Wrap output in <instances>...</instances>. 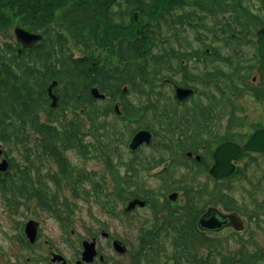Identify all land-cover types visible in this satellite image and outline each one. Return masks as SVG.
Wrapping results in <instances>:
<instances>
[{
	"label": "trees",
	"instance_id": "trees-1",
	"mask_svg": "<svg viewBox=\"0 0 264 264\" xmlns=\"http://www.w3.org/2000/svg\"><path fill=\"white\" fill-rule=\"evenodd\" d=\"M68 1L1 0L0 2V32L9 25L8 22L12 21L14 16H21V24L26 25V27L31 28V25L32 27L37 25L35 31L37 28H43L41 40L30 48L22 47L19 53L20 45L18 43L0 42V141L6 143L12 137L17 142L25 144L27 162L22 173L24 181L21 189L16 188V190L28 196L38 197L40 202L46 206H49L46 187L43 190L32 187L33 178L31 175L34 170L32 166H35L32 151L40 149L45 158L55 162L58 168L53 174V178L58 182L65 181L73 192L78 193L80 190L74 184L76 180L73 173L74 166L70 163L66 154L68 148L75 146L82 153L88 152L90 148L91 150L93 148V150L99 149L105 153L102 155L106 157L110 164L111 159L109 157H111L113 150H116L113 146V139L118 130L116 119L108 121L106 116L96 117L95 115V120H93L94 113L103 112L108 116V108L94 106L96 111L93 109L90 112V118L93 122L92 128L97 133V139L95 142L90 140L89 143L87 142L88 144L83 142L84 132L81 129V119L78 115L76 114L67 123H62L60 117L64 118V114L58 113V110L76 109L86 101H98L99 99L90 91L91 85L95 83L99 85L102 91H108L107 93L111 95V97L106 95L107 98L104 100L106 102L113 103L118 97L116 95H119L125 103L124 97L128 92L123 90L122 83L131 82V89L137 87L140 93H145L143 92V84L137 81L136 76L134 77V71H138L140 67V62L137 59L142 58L145 61V57H152L153 62L161 64L160 57L163 56L164 52L162 32L165 28L169 30L176 24H183V21L189 18L192 19L194 16L199 17V22L203 23L209 13V6L212 8L215 6L214 9L221 12L220 2H224V0H166L169 10L160 13L158 9L164 0H73L71 3H68ZM235 2V6L238 7V10L240 9V15L232 13V15L220 16L216 12L214 13L215 21L213 24L214 28L215 26L219 27V30L214 32L216 40L222 38L223 44L232 48H234L233 46L240 47L242 43H246L249 39L248 31H250V27L248 28V21H251L255 27L264 26V0H261V5L257 6L256 9L251 8V3L255 5L253 0H235ZM57 5H65L64 19L67 20L69 27L75 30L87 23L91 24L93 21L99 23L101 20H107L110 30L114 31L113 28L118 29V25L112 21L113 14L117 13L121 16L126 13L127 16H131L132 25L125 19L121 20L120 33L123 31L124 26H132V28L129 29V34L126 32L121 40L117 42L119 46L114 41L118 37L117 34L108 39L110 30L107 28L100 35L98 29L100 24L99 26L97 23L95 24V34L99 35L97 39L105 37L104 43L109 51L114 53L116 50V53H119L122 59L129 58L136 62L133 65H128V78L125 77L127 75L123 72L117 77L115 76L116 69L110 70L105 65H93V62L87 58L74 57L72 52H68L66 38L43 23V20L53 16L55 9L52 8H58ZM114 5L119 6L120 10L116 11L113 8ZM184 5L190 7L186 10L183 9V11L181 9L175 12L172 11L179 7L182 8ZM138 8L142 12L139 14L142 18L139 17L136 20L131 13L133 9ZM201 11L203 13L207 11L208 13L203 14ZM254 44H256V41H254ZM219 48L220 46L214 47L216 54L220 53ZM239 51L238 49L237 53ZM176 52L175 49H172L171 53ZM6 55H9V57H5ZM246 68L250 72L251 68ZM145 70H147L146 67ZM235 71L240 73L239 69ZM140 73L143 77L145 76L144 68L142 72L140 70ZM54 80L56 84L53 85V92L57 95V104L52 106V98L49 95L48 87ZM150 80H153V78L149 79L148 82ZM233 83L237 82L233 80ZM145 90L147 93L149 92V90ZM151 103L153 119L168 118L161 106L159 92L158 99H152ZM116 117H120V115ZM122 134L123 132L120 133L121 136ZM232 135L240 136V134ZM243 135L246 136L247 133ZM219 142L220 140L217 139L214 144ZM88 145H90V148ZM10 159L14 160L13 157ZM161 161L162 158H159L153 166L158 165ZM77 171H79L78 176L80 177L82 170ZM239 172L236 171V173L228 175L229 179L235 177ZM94 174L93 171L87 174L91 183L89 190L91 189L97 198L104 192L107 195L108 202L116 205L115 192L107 191L103 183L105 176L92 177ZM157 175L163 178L166 177L165 173H158ZM172 175L169 173L168 177H172ZM192 176L194 175H191L185 181L190 183L194 181ZM80 179L78 178V180ZM138 181L137 178L129 177L125 179L126 187L135 185L141 189L143 185L139 184ZM12 182V178L1 179L0 186L2 190H5L6 187L12 189ZM167 183L172 184L174 180L171 181L168 178ZM59 184L61 185L60 182ZM210 190L208 185L204 183L200 185L198 191L190 190L187 206L183 210L171 211L166 218L171 223L170 228L145 234L141 242L143 249L138 248L135 251V264H141L140 260L136 261L140 257L144 264H264V248L257 247L258 244L254 238L234 231L231 240L233 239L235 246L231 247L228 237L210 236L195 227V216L199 215L204 207L212 202H222L225 209L237 210L242 213L239 201L234 196H228L222 185L216 187L215 200L211 197L212 191ZM146 192L150 191H143V194L146 195ZM139 194L140 192L137 189L132 191L133 196H139ZM149 197L151 200L153 199L152 195L146 196L148 199ZM104 205L107 204L104 203ZM245 214L250 219L259 215L257 209H247Z\"/></svg>",
	"mask_w": 264,
	"mask_h": 264
},
{
	"label": "rangeland",
	"instance_id": "rangeland-1",
	"mask_svg": "<svg viewBox=\"0 0 264 264\" xmlns=\"http://www.w3.org/2000/svg\"><path fill=\"white\" fill-rule=\"evenodd\" d=\"M3 1V0H2ZM73 0H69L68 3H71ZM1 2V0H0ZM255 2V5L251 3V8L256 9L257 6L261 5V0H253V3ZM167 1L164 0L163 4H160V7L158 9V12L161 11L165 13V11L169 10L167 8ZM235 0H224L221 4V12H217V9H214V7L209 6V13L206 15L205 19L206 21L203 23H200L199 17L194 16L192 19H187L184 21V30L185 32L182 34L185 38H188L187 40L192 44L191 47H195V44L199 39H202V37H205V35H208V42L206 44H212L211 42V34L212 32L209 30V28L213 26L214 24V13H219L221 15H232V13H237L240 15V9L238 10V7L235 6ZM58 8L54 7L52 9L54 10L53 16L43 20V23L47 25L52 30L61 33L66 39V48L68 52H72L74 57L79 56H90V57H97L98 60H96L95 64L98 66H103L104 64L109 67L110 70L115 69L114 61L115 57L113 56V53L109 51L108 47L104 43L106 40L105 37H101V39H93L90 37L89 32L96 33L95 30V24L97 22L93 21V23H87L86 25H83L81 28L75 30L67 24V20L65 21L63 12L65 5H57ZM185 7L176 8L172 11L175 12L176 10L181 9V11L186 10V8L190 7L187 5H184ZM7 9V7H6ZM50 9V10H52ZM109 10V9H108ZM199 10V9H198ZM117 11V9H116ZM238 11V12H237ZM136 12L140 14L141 10L133 9L132 13ZM203 13V11H201ZM204 12L203 14H205ZM142 13V12H141ZM243 16V15H241ZM21 16H14V19L10 22H8V26L4 28L0 32V42H13L16 44V34H15V27L22 25L20 21ZM142 18L141 16H139ZM115 20V23L120 22L119 18L117 16H112V21ZM146 20V19H145ZM197 23H199L201 26H195ZM100 24V26H99ZM99 26V32L106 30L107 28L110 30V25L105 21H100L97 23ZM248 28L250 27V31H248V37L249 39L246 41V43H243L239 49L241 51L240 54L243 55V57L247 58L246 63H250L253 65V68L260 65V61H258V57H256V54H258V44H254V41L258 38L257 32L258 29L261 28V26L255 27L251 21H248L247 23ZM26 26V25H25ZM37 25L30 26L32 30L35 29ZM94 26V28H93ZM28 27V26H27ZM194 27V28H190ZM94 29V30H93ZM114 31H109V38H113L112 36H115L116 34L120 33L118 29L113 28ZM36 30H39L40 32H43V28H37ZM216 31L219 30V27L215 26ZM37 31V32H39ZM239 31V30H238ZM242 31V30H241ZM206 32V33H205ZM129 34V30L127 31ZM170 33V32H169ZM232 33V32H231ZM235 33V31H233ZM106 35V33H105ZM177 37L175 38L177 42ZM179 40V39H178ZM182 42V41H181ZM252 42V43H251ZM216 42H214L215 44ZM220 43V41H218ZM217 43V44H218ZM175 44V43H174ZM188 43H185V45ZM223 47V48H222ZM222 54L225 55H232L233 57L235 53V47L233 49L228 48L227 45H224L223 43L220 45ZM206 50H202V52H205ZM5 57H9V55H6ZM125 61V60H124ZM123 61V62H124ZM245 63V61H244ZM123 64V63H122ZM116 65V64H115ZM118 65V64H117ZM262 66L264 69V62H262ZM255 73H257L255 71ZM253 73L247 78V86H244L243 84L238 87V90L236 87H228V84L226 83V96L223 99L225 101L224 105H222V101L218 102L221 98V91L217 89L218 93V100L216 101V114L218 115V118L220 115H223V122L225 125L227 123H231L234 125H240L244 126L248 132V130H251L252 126L254 127V123H263L264 122V91L259 88V85H261V78L255 79L253 78ZM55 81V80H54ZM157 85L161 83V78L159 77L158 81L156 79ZM56 84V83H55ZM96 84V83H95ZM221 84H224V81L221 82ZM249 85V87H248ZM95 85L94 87H96ZM122 87H131V82L122 83ZM158 86L156 89H158ZM200 87H202V84H200ZM112 90V89H111ZM107 91V90H106ZM165 97L167 96L168 90H163ZM238 91V92H235ZM104 92V91H102ZM108 92V91H107ZM105 93L108 97H111L109 93ZM216 92V90H215ZM118 96V95H116ZM150 96L153 97L154 100L158 99V92H151L147 94L140 93L137 90L131 89L129 90L128 94L125 95V100H127L130 103V106L123 105L125 108V112L123 115H120V117H116L114 112L110 115H105L108 117V121H112L113 119L117 120L118 125H120V118L122 117H130L131 119H138L139 117H143L144 121L150 124V127H155L158 129L164 128L163 126L165 123H161L155 121L152 119L153 116V109L148 112V114H141V111L139 109L144 105L146 102H151ZM161 98V94H160ZM164 102V101H163ZM132 103V105H131ZM226 103L231 104V107L229 105L225 106ZM173 106V105H172ZM175 106V105H174ZM173 106V107H174ZM188 106V104H187ZM176 107V106H175ZM96 111V109H94ZM230 111V113H229ZM58 113L64 114V118L60 117L62 120V123H67L69 120L73 119L75 115L77 114L78 117L81 119V129L84 132V137L86 138V141H96L97 139V133L92 128L93 122L87 112V110L84 108V110L81 109V107L72 108V109H65V110H58ZM100 113H94L93 114V120H95L96 117ZM146 115V116H145ZM44 118V116H43ZM217 118V119H218ZM144 121L140 120L138 123H130V125H133L135 128L139 127V124L144 123ZM164 121V120H162ZM60 123V122H58ZM123 123V121H122ZM125 123V122H124ZM244 130V129H243ZM160 132L162 130H159ZM83 134V133H82ZM131 136V134H129ZM156 136V135H155ZM153 138V145L151 147H146L143 149L145 152L141 156H147L149 157L151 153H153L154 150H157L158 146L161 143V139L164 140V137L162 135H157V137ZM129 140V137L127 138ZM114 143V139H113ZM0 147L3 149L4 152L0 153V161L2 162L4 156L13 157L14 160L17 162L18 166H22L25 168V164L27 162L26 160V146L24 143H19L15 139L11 137V139L4 143L0 142ZM94 149V148H93ZM91 152V148L88 152V154H82V151L78 149L77 147L73 146L71 148H68L66 151L67 157L70 161V163L74 167L82 168L86 172L93 171L95 172L92 177H101L105 176L104 178V185L107 188V191H113L116 194V199L119 201V205L117 206L118 210L123 209V207H128L129 202L134 198L135 196L132 195V191L138 190L140 192L139 196L137 198L139 199H145L148 200L147 203L145 201V204L138 207L137 210H133L131 213L132 217H127L124 213L120 212V217H116L113 215V208L115 206V203L112 204V202H108L107 195L102 192V195H100L98 198L95 196V194L89 190L91 187V183L89 180H86L85 184L79 185V188L86 187L88 192H78L75 193L72 190H70L69 186L66 184L65 181H59L61 185L59 184L56 179L53 178V174L56 172L58 165L53 162L50 159L45 158L42 155V151L40 149L32 151V157L33 161L36 166V171H38L41 175H43V178L41 179H34V177L39 174L33 173L31 177L33 178L32 181V187L34 189H41L43 190L44 187H46L47 191V202L49 206L44 207L43 204L40 202L38 197L35 196H28L27 194L19 191L21 187L19 188L20 183V176L21 179L23 175H21V170L18 168H11L8 167L7 169L3 166L1 167V170H7L8 172L14 174V180H15V187L16 189H9L6 187L5 190L2 191L0 189V264H7L9 261H15V257L17 256L15 251L21 249L20 246H24L25 243L22 241L21 236V226L22 224H25L29 220L36 219L41 222V237L39 238L40 242L38 245H46V246H55L61 251L69 254V255H75V252L77 247H81V241L82 238L89 237L88 233L92 229H99V227H102L104 229L110 230L113 233H118L121 235L122 238L126 241V243H129L131 245V249L121 255L117 253V251L112 247H108V245H103L101 252L106 256L105 262H100L101 260H97L94 264H114L117 259L123 263V264H135L134 262V256L135 252L134 250H137L138 248L143 249L142 247V238L145 236V234L149 232H158L157 224L161 221V218L167 214L170 208H175L177 206H181L183 204H186V195L184 193V190L182 191V188H179L178 194L179 197L177 201H166L164 200L165 195L168 194L167 192L171 191L173 189V186H175L173 183L168 184L166 183L165 186H168V188L163 187V183L166 182L162 177H158L156 173L153 171L157 170H147L144 173H137L135 174V177L139 180V184L143 185L142 188H138V186H128L124 183L125 178L124 174L121 176L122 181L116 182L117 178V171L114 169L115 163L118 161V159L115 157L113 164L109 163L105 156H103L99 149L93 150ZM170 153H168V158L170 159ZM140 156V157H141ZM126 157L129 156L126 154ZM109 159L113 160V154ZM0 162V163H1ZM32 166V167H35ZM174 173L172 177L174 179L181 178L182 176L186 175V167L180 166V163L174 167ZM239 168L243 170L245 173L242 176H235L232 178V187L229 189L230 192L240 201H243L246 204V207L248 210H253L257 205L256 203L258 201L264 200V154H254L251 156H248V158L240 159L239 161ZM208 173H200L198 175V179L201 183H208L213 184L214 180L211 179L207 175ZM35 175V176H34ZM56 175V174H55ZM34 176V177H33ZM36 176V177H37ZM19 177V178H18ZM56 177V176H55ZM31 178V179H32ZM44 181L46 185H42L40 182ZM187 182V181H185ZM22 185V184H21ZM129 185V184H128ZM1 187V186H0ZM210 188V186H208ZM143 191H150L146 192L144 195ZM142 194V195H141ZM153 196V201L146 196ZM167 196V195H166ZM110 198V197H109ZM167 199V198H166ZM151 201L152 203H150ZM167 205L160 207L157 205V203L165 202ZM106 203L107 205H104ZM218 202L217 205H221L220 208L222 209L223 203ZM184 206V205H183ZM261 209H263L261 207ZM131 210V209H130ZM258 210V209H257ZM201 213V212H200ZM202 214H199L201 217ZM68 217V218H67ZM199 217V218H200ZM244 218V230L243 234L246 236H252L255 239V242H257L259 245H261L264 248V211L261 210L258 217L255 219H250L248 216H242ZM248 217V219L246 218ZM64 222H63V221ZM199 220V219H198ZM69 223L68 227L70 229V226H75L77 229L80 230V236L72 235L67 229H64L63 224ZM145 223L151 228L147 232H141L140 227ZM157 223V224H156ZM24 226V225H23ZM86 227L88 228V231L86 230ZM232 226H225L218 230V234L210 233L208 235L210 236H225V237H233L234 228ZM29 238V237H27ZM48 240V242L45 241ZM102 242L106 244V239L102 238ZM231 246L234 245L233 239L231 240ZM253 248V246H251ZM85 249V247H84ZM22 250L24 251L23 255L26 254H33V250L28 247H23ZM202 250V249H201ZM19 255V254H18ZM119 255V256H118ZM99 257V256H98ZM106 258H109L108 260ZM93 260V259H92ZM87 261V262H91ZM137 260H140L141 264H144L143 261L140 258H137ZM109 263H108V262Z\"/></svg>",
	"mask_w": 264,
	"mask_h": 264
},
{
	"label": "flooded vegetation",
	"instance_id": "flooded-vegetation-1",
	"mask_svg": "<svg viewBox=\"0 0 264 264\" xmlns=\"http://www.w3.org/2000/svg\"><path fill=\"white\" fill-rule=\"evenodd\" d=\"M113 8L117 9V11L120 10L119 6L116 5H114ZM112 16H117L120 20V22L116 23L118 25L119 32L121 30L120 23L122 19L123 20L125 19L127 22L130 23L132 22L131 16H127L126 13H124L121 16L115 13ZM133 16L135 17L136 20L139 19L138 13L133 12ZM115 22L116 21L113 20V23ZM196 25L201 26L198 23ZM131 28L132 26H124L123 31L117 34L118 37L114 40L117 46H119L117 42L121 40V37L124 36L123 34H125ZM184 28H185L184 21L183 24H176L169 30H166L165 28L162 32V37H163L162 47L164 49V52H163V56L160 57L161 64H157L153 62L151 60L152 57H145L144 59L145 61H143L142 58H139L137 59L140 62L139 70L134 71L135 72L134 77L136 76L137 81L143 84V89H144L143 92H145L143 94H147V91L145 89L149 90L151 94L153 92H159V94H161V106L165 110V113L168 118H164V119L152 118V119L155 121V123L156 121L159 122V120L161 123H165V125L163 126L164 128L158 129L155 127H150V124L145 122L142 116L139 117L138 119L136 118L131 119L130 117L128 118L122 117L120 118L121 121H119L120 125H118L117 123L118 130L116 133L118 135L116 134L114 136V143H113V146L116 148V150H113L112 152L113 160H111V163L113 164L115 157L118 159V161L114 165V169L117 171L118 174L116 178V182H120V180L122 181L121 176L123 174L124 177L136 178L135 174L137 173H144L147 170L153 171L154 169H157L153 172L156 174L165 173L166 175V177L164 178L162 177L166 181L163 183L164 185L163 187L168 188V186H165L166 183L168 182V178H170L171 181L174 180L173 184L175 186H173V189L171 191L167 192L168 193L166 194L167 196L165 195L167 199L164 198V200L170 202L172 201L176 202L179 197L178 194L179 188H182V191L184 190V193L186 195V201H185L186 204H183L184 206L182 205V207L177 206L175 208H170L167 214H165L161 218V221L158 224L156 223L158 230L170 228L171 223L169 220L166 219L169 216V213L175 210L176 211L183 210L184 207L187 206L190 190L193 189L195 191H198L200 189V185L203 183L199 181L198 175L200 173H208V174L210 173L211 166L214 163L213 152L220 143L226 141H236L239 143H244L254 130H256L257 128L264 127V122L259 123L260 122L259 121L257 123H254L252 124L254 125V127L252 126L251 130H248L247 135L244 136L243 134L244 133L246 134L247 131V129L244 126L243 127L240 125L233 126L230 122L227 123V125H225L223 122V118H224L223 115L222 116L220 115V117L218 118V115L216 114V101L218 100L217 89L221 91V95H220L221 99L218 100V102L222 101L221 103L222 105H224L225 101L223 99L225 98L227 92L225 85L226 83L228 84V87L231 88L235 86L236 89L238 90L239 85L241 86L243 84L244 86H247L246 79L249 78V76L253 73L254 80L261 78L262 82L261 85H259V88L264 91V69L262 66V62H264V58L261 57L259 53L256 54V57H258L257 59L258 61H260L259 63L261 64L260 65L258 64V66L253 68L252 64L246 63L247 58L243 57V55L240 54L241 51L237 53L239 47L233 46L236 49L235 50L236 54H234V56L237 57H233L232 55H227L225 57V55L222 54L221 48H219L220 53L216 54L214 51V47L220 46L223 42H222V38L216 40V37L214 36L215 28L213 26L212 28H214L213 29L214 31L211 29V27L209 28V30L212 32L210 38L212 44H210V46L209 44H206V42H208V38H207L208 35H205V37H202V39H199V41H197L195 47H191L192 44L187 40L188 38H185L182 35L185 32ZM190 28H194V27H190ZM99 34L101 35L102 32H99ZM89 35L93 39H97V37L99 36L91 31L89 32ZM176 37L179 39V40L177 39V42L175 40ZM218 41H220V43H218ZM214 42L216 43L214 44ZM185 43L188 44L185 45ZM256 43L258 44L257 39H256ZM202 48H204V50L206 51L202 52ZM228 48L233 49L232 47L229 46ZM19 49L21 48L19 47ZM172 49H175L177 52L171 53ZM113 56L115 57L113 66H115V69L117 70L115 72V76L119 77V74L123 72L124 74L127 75L125 77L128 78V70H129L128 65H133L136 62L129 58L122 59V57L119 56V53H116V50L114 51ZM79 57L87 58L88 60L93 62V65L95 64L96 60H98L97 57H90V56H79ZM105 67L109 68L106 65ZM145 67L147 70H145ZM246 67L251 68L250 72L247 71ZM143 68L145 72L144 77L140 73V70L142 72ZM236 69H239L240 73L235 71ZM255 71L257 73H255ZM159 77L161 78V83L158 86L156 79L158 81ZM152 78L153 80H150V82H148V80ZM233 80H235L237 83H233ZM222 81H224V84H221ZM200 84H202V87H200ZM95 85H97L96 87L100 90V92H102L98 84H92L90 91H92V88ZM157 86L158 89H156ZM129 88L126 86L123 87V90L125 92H129ZM132 89L139 91L137 87ZM163 90H168L166 97ZM106 98L107 96L105 94L104 97H98L97 98L99 99L98 101H94V102L86 101L83 104H81L79 107H81L82 110H84L85 108L89 116H90V112L93 111L94 106L108 108L109 115L113 112L116 115H123L124 113H126L123 105H126L127 100H125V103H123V99H121L120 96L118 95L115 101L111 103L104 101ZM150 98L153 99V97L151 96ZM151 102L149 103L146 102L144 105H142V107L139 109V111H141V114L147 115L148 112L151 111L152 109ZM111 105L112 107L110 108ZM127 105L130 106V103L128 101H127ZM172 105L173 106L175 105L176 107L175 106L173 107ZM227 105H229V103L225 104V106ZM229 107H231V104L229 105ZM101 113L102 114L101 115L98 114V116H105V113L103 112ZM140 120L144 121V123L143 125L139 124L138 128H135L133 125H130V123H138ZM140 130H148L151 133L150 140L149 141L144 140L134 147L130 146L132 138ZM159 130L162 131L160 132ZM121 132H123L122 136L120 135ZM129 134H131V136ZM159 134L164 137V140L161 139V143L157 147L158 149L154 150L149 157L141 156L145 152L143 149H145L146 147H151L153 145L154 136L156 135L155 137H157V135ZM232 134H240V136H233ZM128 137L129 140H127ZM217 139L220 140V142L214 144L215 140ZM83 142L89 143V141H86L84 135H83ZM88 147L90 148V145H88ZM89 150L90 149H88V152ZM88 152L86 153L88 154ZM91 152L93 151L91 150ZM100 152L101 154H105L102 151ZM86 153H82V154H86ZM168 153H170L169 155L170 159L168 158ZM250 153L251 154L245 152L239 159L234 161L236 165V171L239 170L240 159L248 158V156L254 154H262V155L264 154V152L261 153L250 152ZM126 154L129 156L128 158L126 157ZM4 158L8 160V166L6 167V169L8 167L11 168L16 167L21 170V175H23L22 166L20 165L17 166V162L15 160H11L10 159L11 157L9 156H4L3 159ZM159 158H162V161L158 165L153 166V164L157 162ZM179 163L180 166L186 167L187 169L185 172L186 175L177 179H174L173 177H168L169 173L173 174L175 172L174 167L177 166ZM33 169H34L33 173H35V175L37 173L39 174V176L36 175L37 177L34 175L35 176V177L33 176L34 179L37 180L43 178V175H41L38 171L35 170L36 167H34ZM79 169L82 170V175L80 174V177L78 176L79 171H77ZM7 170H0V180L1 179L3 180L5 178L6 179L12 178L13 182L11 183L12 185L11 188L16 189L14 174L13 172L10 173ZM73 171H74L73 172L74 177L76 179L74 184H76L77 187L79 188V185L85 184L86 180H88V176H87L88 171L86 172L84 169L78 167H74ZM191 175H194L192 176L194 181H192L191 183L189 181L185 182V179L187 178L189 179ZM227 176L228 175L222 176L220 178H214L211 176V179L214 180V183L211 185L205 183L208 186H210L211 189L210 191H212L211 197L213 199L216 197L215 190L217 185H222L225 193L228 196H234L229 190L232 187V178L229 179V176L228 177ZM158 177L160 178L161 176L158 175ZM78 178L81 179L78 180ZM23 179L24 177H22L21 179L20 176L21 184H23L24 181ZM40 183L42 185H46L44 181H41ZM21 184L19 185V188L22 187ZM0 189L2 188L0 187ZM70 190H72L71 187ZM79 190L80 192L83 193L88 192L86 187L79 188ZM135 197L137 198L138 196ZM145 201L147 203L148 200ZM166 201L162 202V204L157 203V205L163 207L167 205ZM118 202L119 201L116 199V205L114 206L115 208L113 209V215L116 217L121 216L120 212L124 213L127 217H132L131 213L133 212V210H137L138 207L142 206L141 204L138 203L133 208H131V210L127 209L126 206L123 207V209L118 210L117 208V206L119 205ZM149 202L152 203L155 201L152 200V202L151 201ZM239 203L241 204L240 207L243 213L242 216L244 215L248 216L247 214H245L247 212L246 204L241 200L239 201ZM217 204H218L217 202L216 203L212 202L207 204L202 210V212L199 214H202L209 206H215L220 208L221 205H217ZM43 206L46 207V205ZM222 209L226 210L224 207ZM199 217H200L199 215L195 216L194 223H195V227H197L200 230L198 225ZM246 218L248 219V217ZM253 218L255 219L256 217ZM33 220L35 221L33 239L30 241L29 238H27L29 236L26 234L25 229H23L24 224H22L20 234L22 236V241H24L25 245L20 246L21 247L20 251L19 250L15 251L17 255L15 257V261L11 260L7 264H94L98 259L101 260L100 261L101 263L103 261L105 262L106 256L101 252L103 245H108V247L110 248L113 247L119 255L127 252L129 248L131 249V245L129 243H126V241L124 240V238L121 237L120 234L113 233L110 230L104 229L101 225V227H99L98 230L92 229L91 231H89L88 232L90 233L88 234L89 237L82 238L81 247L80 246L77 247L78 250H76L75 255H69L53 245L52 246L38 245L40 242L39 238L41 237V222L36 219ZM68 225L69 223L67 222L64 223L63 224L64 229L67 228L69 229ZM149 225H150L149 223L148 225L143 223V225L140 227V231L143 233L149 231V229L152 226ZM86 230L88 231L87 227ZM218 230L219 229H216V227H214L203 230L201 229L200 231H203L208 234L210 233L218 234L220 233L218 232ZM68 231L72 235L77 234L78 236H80V230L73 225L70 226V229ZM234 231L241 233L245 232L244 230L242 231L234 230ZM246 234H248V232H246L245 235ZM102 238L106 239L107 241L106 244L102 242ZM45 241L48 242V240L46 239ZM85 241H90L95 243L96 254L94 255L93 260L91 262H87L83 258ZM120 246H122V249ZM23 247L31 248L33 250L32 252L33 254L23 255L24 254V251L22 250ZM135 251L136 250H134V252ZM106 259L108 260L109 258ZM114 262H115L114 264H123L118 259Z\"/></svg>",
	"mask_w": 264,
	"mask_h": 264
},
{
	"label": "water",
	"instance_id": "water-1",
	"mask_svg": "<svg viewBox=\"0 0 264 264\" xmlns=\"http://www.w3.org/2000/svg\"><path fill=\"white\" fill-rule=\"evenodd\" d=\"M15 34L17 39L22 43L24 47L31 46L42 36L39 33L31 32L21 26L15 27ZM257 36L259 45L258 50L260 55L264 58V26L258 30ZM55 83V81L52 82V84L48 87L49 95L52 98V106H55L57 104V95L53 92V85ZM92 93L95 97L105 96V94L100 93L98 88L96 87L92 88ZM150 138L151 133L148 130H140L132 138L130 146L134 147L144 140L149 141ZM246 150H264V128L256 129L244 144H239L234 141H226L219 144L213 152V158L215 162L210 169V173L214 177H220L226 174H230L235 168L233 160L237 159ZM0 152H2L1 149ZM3 166L5 168L8 166V162L6 159H4L0 163V168ZM138 203L143 205L145 204V200L134 198L129 202L127 209L133 208ZM34 223V220H29L23 226V229H25V232L29 236L30 241L33 239ZM198 225L201 229H209L214 227H216V229H220L226 225H232L236 229L243 228V222L238 212H224L214 206L208 207V209L201 215L198 220ZM84 247L85 249L83 251V258L87 261L92 260L94 255L96 254L95 243L85 241ZM120 247L122 249V246Z\"/></svg>",
	"mask_w": 264,
	"mask_h": 264
}]
</instances>
